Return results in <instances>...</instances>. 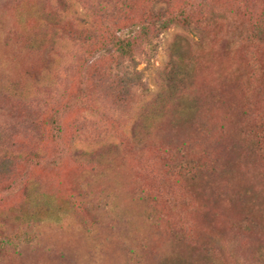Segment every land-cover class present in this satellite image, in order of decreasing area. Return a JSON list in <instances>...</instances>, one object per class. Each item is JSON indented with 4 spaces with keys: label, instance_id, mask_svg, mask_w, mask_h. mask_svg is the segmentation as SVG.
<instances>
[{
    "label": "rangeland",
    "instance_id": "rangeland-1",
    "mask_svg": "<svg viewBox=\"0 0 264 264\" xmlns=\"http://www.w3.org/2000/svg\"><path fill=\"white\" fill-rule=\"evenodd\" d=\"M64 1L72 9L62 0H0V228L14 236L28 222L45 224L35 229L38 241L1 253L0 264H212L203 253L194 256L189 237L215 252L213 264H264V223L255 208L261 195L253 197L243 175L259 173L260 164L241 131L248 105L264 120V95L246 88L264 48L253 56L250 48L231 46L230 26L216 22L258 16L264 0ZM154 2L193 22L207 13L210 24L202 42L172 27L155 48L140 47L145 92L125 99L112 59H103L100 74L85 61L113 23L145 18ZM52 37L59 42L47 54ZM37 76L44 78L35 83ZM181 80L188 90L167 96L170 106L144 122L145 100L163 82L175 87ZM11 88L25 93L14 98L6 93ZM52 119L59 133L51 131ZM80 149L98 151L100 164L77 158ZM178 149L200 163L214 160L217 169L214 177L171 180L179 204H169L156 190L166 153ZM104 204L112 213L99 209Z\"/></svg>",
    "mask_w": 264,
    "mask_h": 264
},
{
    "label": "trees",
    "instance_id": "trees-1",
    "mask_svg": "<svg viewBox=\"0 0 264 264\" xmlns=\"http://www.w3.org/2000/svg\"><path fill=\"white\" fill-rule=\"evenodd\" d=\"M62 3H64L65 6H68L69 9H72L73 7L72 4L67 1L62 0ZM199 7L203 9L204 4H199ZM73 14L76 13L73 12ZM199 17L201 18L200 20H202L201 22H199L200 20L193 22L186 13H172L168 11V9L162 8L159 3L154 2L145 18L142 17L137 22L122 26L119 25L120 23H113L112 27L109 28L111 30L107 32L106 38L101 41L99 51L96 53L91 52L90 57L85 61V65L88 68H92L97 74H100L104 70L100 67V63H102L103 59L110 58L112 59V63L115 64L111 68V72L118 73L113 77L114 81H116V86L119 88V94L127 99L135 91L140 90V93H143L145 90L142 83L141 72L137 69L139 65V61L137 60L138 49L142 46H151L152 49L155 48L153 45L154 41L163 32L172 27H180L183 30H187L199 42H202L203 36L206 35L204 29L205 24H210V22L207 13L201 12ZM243 18L244 17L241 18L237 14L233 16L223 15L221 18H217L216 22L217 24L223 23V25L220 24L222 27L224 25L225 27L230 26L231 32H228L231 34L232 38V40H230L231 46L239 45L250 48L251 55L254 56V53L262 51L261 49L264 48V9L258 16L250 15L245 21H243ZM203 31L205 32V35ZM58 42V40L52 37L49 46H47L46 53L48 54L52 51L55 53L54 46L58 45ZM253 61L254 64L253 71L250 76L251 79L249 78L250 80L246 83V88L248 89L249 94H255L256 92V95H264V62L262 60H258L255 56ZM168 74L170 75V69L165 75ZM43 78L44 76L40 77V79ZM40 79L39 76L34 77V82L39 83L41 82ZM12 89L13 88H11L10 92L6 90V93L14 98L21 97V95L17 92L21 93L23 90L14 89L13 92ZM178 90H182V92L185 93V91L188 90L187 83L181 80L178 85L172 87L171 85H168V81H165V83L163 82L160 91L145 100L146 103L142 105L143 109H139V114L142 116V119H144V122L148 124L147 120H156L159 118L163 109L166 110V106H170V100L172 99H168L167 96L173 95V93L176 91L178 92ZM24 93L25 92L23 91L21 94ZM262 101L263 102H259L264 105V97L262 98ZM250 106L252 107V105H248L245 110L241 111L243 118L241 131L244 134L242 141L253 142V146L255 147L254 159L258 162H256V164L260 165H254L255 171L257 170L259 173H256L255 175L252 173V175L245 172L243 175L244 179L248 180V185L252 188L251 190L254 191L253 197L255 193L261 195V199L255 201V208L258 210L262 223H264V199L262 200V196H264V171L261 170L264 169V120L260 115H256L255 111H252ZM49 127L54 134L59 133L57 129V121L55 119H52L49 123ZM224 132H226V130L222 129V132L220 133L224 134ZM204 133L205 131L200 132V135ZM211 135H209L207 139L210 138ZM203 136L204 139H206L205 134ZM197 141L200 145V140ZM193 144H195V142ZM106 146H108V149L109 147H114L113 145ZM233 148L239 150L240 147H236V145H234ZM74 155L77 158L95 166H98L103 158L98 151H84V149L75 151ZM166 155L165 172L163 177L158 180L159 188L156 192L158 193L159 199H169L165 200V202L169 204H179L176 197L173 198L172 196L173 185L169 184L171 180H184L187 178L189 181L196 179L200 175L202 177L205 175L214 177L216 175L217 166H213V163L215 162L214 160H212L213 163L210 165L200 163L196 160V157L191 156L190 153H183L180 149L172 153H166ZM248 159L254 161L251 157H248ZM204 171H207L208 174H205ZM147 195L151 197V201L153 203L158 202V198L156 196H151L150 193ZM105 208H107V211L104 212V214L112 213L111 207L108 208L107 204L99 207L100 210ZM155 222L156 224H159V219H156ZM44 225V222L40 223L39 221L37 223L28 222L26 225L27 229L14 236L4 233L0 228V254L11 248H27L31 246L33 243L38 241L40 236V233L36 232L35 229L44 227ZM172 230L178 231V229ZM188 232V228H186V230L179 231V234L182 233V237H179L181 242L185 240L184 238L187 237ZM187 241L190 246H194V256L203 253L213 264L211 260L215 253L213 250H208L204 246L200 245V240L197 238L194 239L189 237ZM196 246L197 248H195Z\"/></svg>",
    "mask_w": 264,
    "mask_h": 264
}]
</instances>
